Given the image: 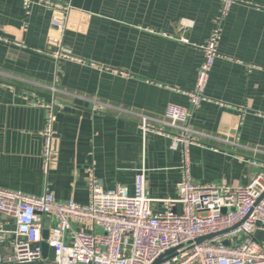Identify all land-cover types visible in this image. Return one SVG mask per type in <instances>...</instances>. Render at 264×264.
Returning <instances> with one entry per match:
<instances>
[{"label":"crops","instance_id":"crops-1","mask_svg":"<svg viewBox=\"0 0 264 264\" xmlns=\"http://www.w3.org/2000/svg\"><path fill=\"white\" fill-rule=\"evenodd\" d=\"M52 1L62 8L34 0L27 10L23 0H0V37L7 39L0 40V187L88 204L91 173L106 190L123 184L133 193L145 169L150 198H175L183 148L144 135L141 115L161 119L171 104L192 109L189 92L205 59L200 46L223 1ZM61 46L74 59L57 60ZM218 51L207 100L190 117L197 141L188 151L190 175L197 183L247 185L264 171V0L231 7ZM50 110L57 134L46 173L42 132ZM56 224L43 220L47 232ZM255 236L264 242V230Z\"/></svg>","mask_w":264,"mask_h":264},{"label":"built area","instance_id":"built-area-1","mask_svg":"<svg viewBox=\"0 0 264 264\" xmlns=\"http://www.w3.org/2000/svg\"><path fill=\"white\" fill-rule=\"evenodd\" d=\"M33 1L23 0L27 10ZM222 1L214 28L200 46L205 59L198 69L196 88L189 92L192 109L207 100L205 90L219 53L221 24L238 0ZM41 2L62 8L52 0ZM52 25L58 30L65 27L57 20ZM0 40L7 41L2 37ZM54 55L59 61L74 59L62 46ZM192 109L171 104L163 118L142 114L139 124L144 135L166 136L173 149L183 148V175L175 198H150L145 169L136 174L133 193L123 184L106 190L91 173L88 204L59 201L49 191L32 195L0 187V264L42 261L44 242L54 250V258L48 260L52 264H154L169 250L159 264H264V242L255 236L257 230H264V171L247 185L194 182L188 155L189 147L197 143L189 124ZM55 123L56 115L50 110L42 132L46 173L54 162ZM157 201H162L166 209L157 211ZM45 217L57 220L47 237ZM11 221L14 229L6 227ZM75 223L88 227L76 228ZM209 235L213 236L197 242ZM4 247L10 252L6 253Z\"/></svg>","mask_w":264,"mask_h":264},{"label":"water","instance_id":"water-1","mask_svg":"<svg viewBox=\"0 0 264 264\" xmlns=\"http://www.w3.org/2000/svg\"><path fill=\"white\" fill-rule=\"evenodd\" d=\"M44 235L45 237H47L48 235V232L46 230H44ZM213 235H209V236H203V237H200L197 239V242H201L207 238H210L212 237ZM43 248H44V251H43V257H44V260L42 261H31V262H22L20 264H52L48 261V255H49V245L47 242H44L43 243ZM172 250H169L167 251L165 254H168L170 253ZM165 254H163L162 256H160L155 262L154 264H159L160 262H162L163 260V257L165 256Z\"/></svg>","mask_w":264,"mask_h":264}]
</instances>
